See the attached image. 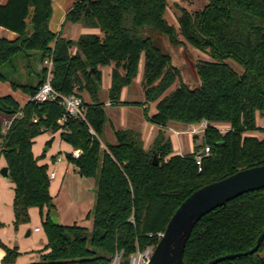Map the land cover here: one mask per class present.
Wrapping results in <instances>:
<instances>
[{
    "label": "trees",
    "instance_id": "obj_1",
    "mask_svg": "<svg viewBox=\"0 0 264 264\" xmlns=\"http://www.w3.org/2000/svg\"><path fill=\"white\" fill-rule=\"evenodd\" d=\"M188 2L189 0H180ZM202 10L177 7L178 28L165 19L168 0H76L64 23H81L98 34L79 36L77 41L49 30L51 0H7L0 4V29L17 35L0 38V82L11 90L32 97L45 81L47 70L37 71L52 57L51 85L59 94L85 93L81 100L85 120L67 119L58 124L63 108L58 102L21 105L11 96H0V114L14 118L5 135L0 121V156L13 184V229L30 223L29 210L36 207L42 219L46 243L32 264H110L114 252L127 258L138 248L157 245L148 234L164 232L177 207L192 192L242 169L264 165V0H205ZM150 32L164 36L170 47L184 43L206 53L198 60L196 89L180 83L169 91L180 72L171 57L153 42ZM74 50V52H72ZM143 56L141 89L154 113L143 115L158 128L151 148L142 146L132 130H115V143L100 147L104 134L105 104L98 100L101 69L111 67L108 100L120 105L119 95L130 85ZM21 57L35 84L11 81L6 68ZM242 68L236 73L225 61ZM37 119V122H34ZM207 122L201 144L190 154H173L165 128L170 123L191 126ZM228 126L223 133L218 126ZM95 133L93 136L89 131ZM59 132L61 141L81 151L71 156L79 175L97 181L91 231L76 225H54L55 211L49 192V166L35 157L34 139ZM259 133L261 136L253 135ZM52 139L45 146L49 147ZM209 147L201 160L195 156ZM157 157L158 166L152 158ZM45 208V215L42 213ZM0 223V228L2 227ZM183 258L186 264H207L228 254H242L256 245L264 231V189L243 194L209 212L194 225ZM2 264H16L17 248L7 247ZM264 241L256 253L218 264H264Z\"/></svg>",
    "mask_w": 264,
    "mask_h": 264
},
{
    "label": "rangeland",
    "instance_id": "obj_2",
    "mask_svg": "<svg viewBox=\"0 0 264 264\" xmlns=\"http://www.w3.org/2000/svg\"><path fill=\"white\" fill-rule=\"evenodd\" d=\"M59 0H51V6H52V13L49 20V30L50 32L57 34L60 32L62 28L61 35L72 40L77 41L79 36L83 34L88 33H96L98 34V30H89L86 27H84L81 23L71 24V23H64L63 19L60 18V22L58 25L56 24L58 16L60 17V10L62 11L61 7L55 5V2ZM63 1V0H62ZM66 3L62 6H65V11L63 15L66 14V12L69 10L70 6L72 7L71 0L65 1ZM75 2V0H73ZM168 10L165 15V19L169 22V24H173L176 28H178V22H177V15L178 10L177 7L185 8L187 11H199L204 8V6L208 3L205 0H189L188 2L180 1V0H168ZM57 4V3H56ZM63 26V27H62ZM153 42L156 46L159 47L161 51L168 54L171 57V66L176 67L179 72L180 76L176 81L174 82V85L171 87L169 91L174 90L180 83L187 86L189 89H196L200 86V82L198 81V78L195 73V66L194 64L198 60H209V56L206 55V53H202L198 50H195L191 46H188L187 44L180 45L178 47H170L164 38V36L155 34L153 32H150L149 34ZM143 56H141L140 62H139V70L136 75V77L132 80L130 85L126 86V88H123L120 95V105L118 106H106L104 107V116H106V122H105V129L104 134L101 139V145L100 147L102 149L104 148L105 144H109L111 142V138L113 139L114 131L115 130H132L134 132H137L141 136L142 146L149 150L151 148L152 142L155 138V136L158 133V128L149 122L146 121L143 115V109L145 107L141 106L142 103L145 102L143 90L141 89V79L143 75ZM228 65H230L233 70L237 73L242 72V68L239 65H236L232 60L227 59L225 61ZM13 65L15 69L12 71L11 68H6L7 71L11 74V81H15L16 83L20 84H26L30 80H32V83L35 84L36 78L35 74H30V71L26 69L25 66V60H23L21 57H17L13 61ZM110 67V66H109ZM109 67H104L101 69V81H100V90L98 92V100L100 102L106 104L109 102L107 96H108V90L110 88V69ZM37 71H43L44 64L39 65L35 68ZM4 84L6 85L4 87ZM0 94L6 93V91L10 92L15 99L21 104L27 103L29 98L24 96L19 90L18 91H12L11 87L9 86V82L7 83H1L0 82ZM9 90H8V88ZM13 92V93H12ZM79 98L81 100H88V97L85 93H82L79 95ZM25 100V101H24ZM147 113L153 114L155 109L153 104H147L146 105ZM4 116L0 114V121L2 122L4 120ZM109 120L111 124H109ZM173 124V123H171ZM257 125L259 127L264 126V119H259L257 121ZM220 131L223 133L227 130L228 126H218ZM91 131V130H90ZM183 131H189V127L183 128ZM50 131L47 133H44L43 135H40L41 137L39 139L34 140L33 144V151L35 154L39 152L42 147H38L39 144L46 140L47 137L50 136ZM186 132V134L181 133L179 135H175L172 133V131H166L167 137L170 138L171 141V147H173V154L178 153H185L189 154L191 153L193 149V145H199L201 144L202 136L203 135H190ZM57 133V132H56ZM59 133V132H58ZM93 133V132H92ZM59 136V134H56ZM95 135V133L93 134ZM254 136H261L259 133L253 134ZM68 145L63 141H61L60 136L59 139L57 138L56 142L52 145V147L49 149L47 154L45 155V159L48 162L49 166V172L52 170L57 171L58 177L53 180H49L50 186H49V192L53 198V205L54 210L60 215V225L62 226H72L76 225L79 227H84L88 229V231H91V225H92V218H93V209L96 201V189H97V181L95 179L91 178H85L81 175H79L76 167L70 163H68L65 154L67 152ZM73 152L75 150H72ZM78 152L81 151L79 150ZM44 155V152L39 156L42 157ZM72 155V152H71ZM51 157L59 158L61 159V163L58 165L55 164L51 160ZM71 158H73L71 156ZM57 161V160H56ZM4 163L3 157L0 156V169L2 168V164ZM0 188L3 189V193L1 195V202L2 207H11L10 204H12V183H10L9 179H4L2 176H0ZM31 210V216H30V223L25 226V232L28 229H32V227L39 223V211L36 207H33ZM45 208L43 209V211ZM4 222V221H3ZM2 223V227L0 228V231L3 230L6 232L7 235H9V229L13 231V233H17L21 231V227H18L17 231L13 229V225L8 223ZM38 225V224H37ZM39 226L42 227V225L39 223ZM42 230V228H41ZM25 232L23 235H25ZM43 237H45L44 230H42L41 234ZM34 238V236H33ZM22 241L25 243H28L30 247H33V240L30 241L29 239H22L19 241V243H22ZM18 251L20 250L19 256L16 261L19 260V258L24 257V253H22L21 248H17ZM264 254V252H263ZM39 260V258H38ZM37 260V261H38Z\"/></svg>",
    "mask_w": 264,
    "mask_h": 264
},
{
    "label": "water",
    "instance_id": "obj_3",
    "mask_svg": "<svg viewBox=\"0 0 264 264\" xmlns=\"http://www.w3.org/2000/svg\"><path fill=\"white\" fill-rule=\"evenodd\" d=\"M45 150L47 151V149ZM65 156L69 158L71 155L66 153ZM151 163L153 166L159 165L155 155ZM7 175L8 168L2 167L0 176L6 178ZM259 189H264V165L242 169L221 181L210 183L192 192V195L180 203L167 223L148 264H186L183 254L194 225L214 209L224 206L225 203L243 194ZM49 214L52 224L59 225L58 214L55 211H51ZM29 235L30 231L27 232V237ZM256 241V245L249 251L218 257L207 264H218L229 259L256 253L264 241V231Z\"/></svg>",
    "mask_w": 264,
    "mask_h": 264
},
{
    "label": "built area",
    "instance_id": "obj_4",
    "mask_svg": "<svg viewBox=\"0 0 264 264\" xmlns=\"http://www.w3.org/2000/svg\"><path fill=\"white\" fill-rule=\"evenodd\" d=\"M44 69L47 70L46 72V77L45 81L38 90L35 92V94L30 97L28 100L37 102V103H46V102H58L61 108H63V115L62 118L59 120L58 124L60 126H63L65 121L67 119H82L85 120V110L82 106V101L80 100L79 97H77L74 94H69V95H64V94H59L54 87L51 85V80H52V57H49L45 59L44 61ZM20 117V114L14 115L12 117L4 118V120L1 122L2 123V129L1 133L2 135H5L10 126L12 125L13 121L15 120L14 118ZM34 122H37V119H34ZM207 127V122L202 121L199 124H194L189 126V131L187 132L188 134H192L194 136L197 135H203L205 128ZM92 135V131H89ZM94 136V135H93ZM210 150L209 147L204 148L201 150L196 156H195V162L198 165L199 169L198 171L200 172V167H201V160L203 157L208 156ZM80 152L74 151L72 152V157L74 159L79 158ZM61 159H57V162H59ZM56 177V172L51 171L48 174L49 180H53ZM35 231H39L38 229H35ZM162 233H156L155 235L153 234H148L149 238H154L156 239V242L160 240L162 237ZM156 245H149L146 246L145 249L140 250L136 249L135 252L131 253L130 256L125 258L124 256V251L123 250H117L114 252V255L110 259L111 262L110 264H148L150 261V257L155 249Z\"/></svg>",
    "mask_w": 264,
    "mask_h": 264
},
{
    "label": "crops",
    "instance_id": "obj_5",
    "mask_svg": "<svg viewBox=\"0 0 264 264\" xmlns=\"http://www.w3.org/2000/svg\"><path fill=\"white\" fill-rule=\"evenodd\" d=\"M65 1H67V0H59V1H56L55 2V5H57V6H59V7H61V9H62V11L60 10V17L58 16V18H57V25H58V23L60 22L59 20H60V18H62L63 19V21H64V17H65V15H63V13H64V11H65V7H66V5L65 6H62L64 3H66ZM72 2H71V4L70 5H72L74 2H73V0H71ZM76 1V0H75ZM7 2V0H0V4H5ZM57 3V4H56ZM61 3H63V4H61ZM73 6V5H72ZM70 8H71V6H70ZM69 8V9H70ZM68 12V11H67ZM66 12V13H67ZM63 24H65V23H63ZM63 27V26H62ZM89 30H91V29H89ZM92 30H95V29H92ZM91 30V31H92ZM58 33H62V28H61V30H60V32H58ZM17 37V35L15 34V33H11V32H9V31H7V30H5V29H3V28H1L0 29V38H3V39H6V40H9V41H13V40H15V38ZM64 37V36H63ZM66 38V37H65ZM66 39H68V38H66ZM72 52H74V50L72 51ZM109 68H111V67H109ZM110 72H111V69H110ZM1 85H4V84H1ZM0 85V86H1ZM6 85H4V87H5ZM8 88V87H7ZM8 90H9V88H8ZM13 93V92H12ZM6 95H9V96H11L13 99H15V97L10 93V92H8V91H6V93H4V94H0V96H6ZM16 101H17V99H15ZM25 101V100H24ZM85 101H87V102H89L88 100H85ZM18 102V101H17ZM19 103V102H18ZM21 104V103H20ZM26 104V102L24 103V104H21L22 106L23 105H25ZM106 106H110V102H108V103H106L105 104V107ZM111 106H113V105H111ZM114 106H118V105H114ZM143 107H146V106H143ZM109 124H111V122H110V120H109ZM105 127V126H104ZM185 127H187V126H185V125H183V124H178V123H175V124H168V126H167V128H165V131H172V133H174V136L176 135H179V134H181V133H184V134H186V132L187 131H183V128H185ZM189 127V126H188ZM105 129V128H104ZM103 132H104V130H103ZM50 133V132H49ZM105 133V132H104ZM56 134H59L58 132L57 133H54V134H52V133H50V136L49 137H47V139L46 140H44V141H42L40 144H39V148L40 147H42V149H40L39 150V152L37 153V154H35L34 153V151H33V153H34V156L35 157H39L43 152H44V155L42 156V159L40 160V162H39V164L40 165H47L48 164V162L46 161V160H44L45 159V155L47 154V152L49 151V149L52 147V145L56 142V140H57V138L59 139V136H60V134H59V136L57 135V137H56ZM41 136H38L37 138H35V139H39ZM34 139V140H35ZM50 139H52V143H51V145L48 147H46L45 146V144L47 143V141L48 140H50ZM111 142H109V145H111V144H113V143H115V138H114V135H113V139L111 138V140H110ZM34 144V143H33ZM106 145V144H105ZM104 145V146H105ZM32 147H33V145H32ZM194 148V147H193ZM33 149V148H32ZM45 149H47V151L45 150ZM66 149H67V152L68 153H70V155H71V152H73L72 150L73 149H71L69 146H67L66 147ZM193 150V149H192ZM192 152V151H191ZM190 154V153H189ZM178 155H186L185 153H178ZM58 159V157L57 158H55L54 159V157H51V160L53 161V162H55V164L56 165H58L59 163H61L60 161L59 162H57L56 160ZM67 159V158H66ZM1 167H5V164L3 163L2 164V166ZM52 171H55L56 172V177H55V179L58 177V175H57V171L56 170H52ZM7 178V177H6ZM6 178H4V179H6ZM2 193H3V189H1L0 188V221H4L5 223H8V224H11L12 222H13V215H12V204H10L11 205V207L9 206V207H5L4 206V208L2 207V202H1V195H2ZM12 193H13V184H12ZM12 199H13V196H12ZM12 202H13V200H12ZM56 212V211H55ZM42 213L45 215V213H46V210H44V211H42ZM28 214H30V216L32 215L31 214V210H29V212H28ZM56 214H58L57 212H56ZM58 216H59V224H60V215L58 214ZM39 223L40 224H42V219H41V216L39 217ZM3 222V223H4ZM39 223H36L33 227H32V229H28L26 232H25V226H23V227H21L22 229H21V231H19V232H17V233H13V231H11L10 229H9V235H7L6 234V232L5 231H3V230H1L0 231V241L2 242V243H4L7 247H10V248H18V247H20L21 248V251H22V253H24L23 255H25L24 257H21V258H19V260L18 261H16L15 263L16 264H32V263H34L35 261H37L38 260V258L40 257V251L45 247L44 245H45V243H46V238L45 237H43L42 235H39V234H41V232H42V230H41V228L42 227H40L39 226ZM38 224V225H37ZM35 229H38L39 231H35ZM28 231H30V235L27 237V232ZM25 232V235H23V233ZM33 236H34V238H33ZM22 237L24 238V239H29L30 241H32L33 240V247H30L29 246V244L28 243H25L24 244V242L22 241V243H19V241L22 239ZM19 253H20V250H19ZM4 256V251L3 250H1L0 249V264H2L1 263V260H2V257Z\"/></svg>",
    "mask_w": 264,
    "mask_h": 264
}]
</instances>
